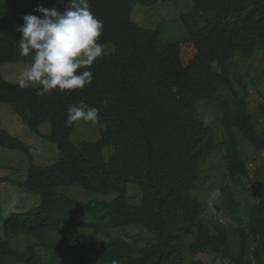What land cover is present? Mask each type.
<instances>
[{
	"label": "trees",
	"instance_id": "16d2710c",
	"mask_svg": "<svg viewBox=\"0 0 264 264\" xmlns=\"http://www.w3.org/2000/svg\"><path fill=\"white\" fill-rule=\"evenodd\" d=\"M166 1L88 0L104 23L100 42L114 44L116 52L94 63L93 83L84 90L39 97L38 88L11 83L0 71V104L10 106L36 134L50 123L45 138L59 149L53 164L37 166L30 147L0 121V147L24 152L30 162L24 182L0 183L16 184L40 197L37 207L11 214L4 225L0 264H52L44 252L54 259L70 256L74 264H111L113 259L119 264H205L190 260L202 253L231 264H264V183L254 189L247 224L240 222L231 231L206 226L200 219L205 203L192 194L196 187H206L209 175L202 176V166L219 147L213 128L199 113L200 101L220 112L221 146L233 181L250 178L242 141L264 152V128L236 87L243 81L235 61L238 56H264V0H191L190 12L182 15L186 31L178 41L161 40V27L144 28L131 19L135 3L156 6ZM69 2L0 0V67L30 63L19 48L17 28L24 15H40L35 12L39 6L63 12ZM184 43L196 50L187 65L181 57ZM81 100L99 109L102 136L74 144L67 109ZM260 113L264 119V104ZM105 147H112L108 160ZM129 184L142 191L137 205L127 200ZM75 185L117 197L84 203L58 191ZM223 195L236 215L234 193L225 187ZM129 226L141 232L130 237ZM115 229L125 235H111ZM19 236L33 237L38 247L17 248L12 240Z\"/></svg>",
	"mask_w": 264,
	"mask_h": 264
},
{
	"label": "rangeland",
	"instance_id": "374dc122",
	"mask_svg": "<svg viewBox=\"0 0 264 264\" xmlns=\"http://www.w3.org/2000/svg\"><path fill=\"white\" fill-rule=\"evenodd\" d=\"M192 8L191 0H168L156 6H143L135 3L131 19L133 22L144 28L161 27L160 39L164 41H178L185 34L186 28L182 15H186ZM189 18V17H188ZM186 20H188L186 18ZM105 53L103 56H109L116 52L114 44H105ZM196 55V50L192 43L181 44V57L187 65ZM237 64V73L242 78L243 85L236 82V87L246 97L249 103V110L256 115L257 120L264 128V119L260 113V107L264 104V56L256 55L252 59H245L240 56L235 58ZM29 63L11 62L0 67L4 79L11 83L19 84L21 73ZM25 87L38 88L39 85L29 84ZM199 113L203 115L211 125L217 135L219 145L211 156L202 166V176L209 175V180L205 188L194 189L193 196L205 203V209L200 219L210 228L222 226L227 231L236 228L240 222L247 224L246 209L248 204L255 201L254 189L264 183V152H256L246 141H242V151L249 166L250 178L244 177L233 181L227 172L226 153L221 146L222 132L220 122L218 121V110L212 108L206 103H198ZM0 121L2 128L15 135L30 147V154L33 157V163L37 166H49L59 157L58 146L46 140L45 136L51 133V124H43L39 130L40 134L30 130L20 119L18 114L7 104H0ZM102 136V126L99 121L95 124H74L71 135V141L79 144L82 141H98ZM216 140V137H215ZM105 158L108 160L112 153V147H105L103 150ZM30 167L28 154L18 150H8L0 147V179L13 180L14 182H24L28 176ZM199 186V185H198ZM230 188L231 193L235 195L237 204L236 215L231 214L225 206L226 197L223 195V189ZM60 193L87 203L90 201L110 202L117 197V193L99 194L85 190L81 186L61 187ZM127 200L131 204H139L142 200V191L135 184L128 185ZM40 204V197L35 193L29 192L26 188L19 187L10 182L0 183V207L2 208V221L0 222V237L6 238L4 234V225L13 213L24 214L37 207ZM126 230L131 235L141 232L135 226H129ZM124 230V229H123ZM111 235H125L122 229L112 230ZM104 239V238H101ZM191 237L189 238V240ZM14 245L23 250L28 245L38 247L39 242L33 237L19 236L14 238ZM44 251V250H43ZM43 255L52 264H74L70 256H60L54 259L53 256L44 252ZM200 259L205 264H231L221 257L202 253L190 260Z\"/></svg>",
	"mask_w": 264,
	"mask_h": 264
},
{
	"label": "clouds",
	"instance_id": "9594fccd",
	"mask_svg": "<svg viewBox=\"0 0 264 264\" xmlns=\"http://www.w3.org/2000/svg\"><path fill=\"white\" fill-rule=\"evenodd\" d=\"M35 12L40 15H24L23 25L17 28L21 34L20 55L30 58L21 73L20 86L39 85V97L57 90L62 94L84 90L93 83L90 69L105 53L100 42L104 23L94 15L88 0H70L63 12L55 6H39ZM67 113L69 126L95 124L99 120V109L83 100L69 106ZM111 264L119 261L113 259Z\"/></svg>",
	"mask_w": 264,
	"mask_h": 264
}]
</instances>
